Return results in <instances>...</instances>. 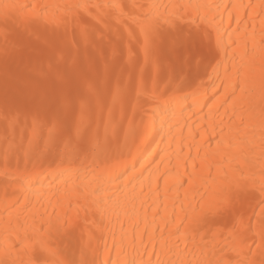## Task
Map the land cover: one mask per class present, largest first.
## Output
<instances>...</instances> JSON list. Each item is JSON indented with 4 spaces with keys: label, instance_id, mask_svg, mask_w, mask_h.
<instances>
[{
    "label": "snow or ice",
    "instance_id": "1",
    "mask_svg": "<svg viewBox=\"0 0 264 264\" xmlns=\"http://www.w3.org/2000/svg\"><path fill=\"white\" fill-rule=\"evenodd\" d=\"M219 7L211 0L169 3H161L160 0H136L132 3H86L81 0L21 3L19 0H0V41L6 64L10 57H16L21 62L25 58L29 62L35 60L38 66L43 67L42 62L46 58L50 68H58L55 56L48 53L61 47V41L70 31L74 37L77 32L80 34L81 40L73 41L80 43L89 36L95 39L97 31L103 33L105 27L110 30L115 24L116 29L126 35L128 42L127 60H124L122 67L116 64L111 67V76L117 79L116 93L119 97L125 73L135 75L138 72L143 78L144 69L140 65L139 55L133 51L141 44V37L146 62L158 43H167L172 48L185 45L190 48L195 40L200 51L194 53L188 62L197 69L211 68L214 74L210 86L213 97L219 99L224 94L225 103L234 98L247 97L250 108L254 110L258 106L260 109L262 132L259 155L255 154L253 148L252 154L243 158V164L239 158L227 152L207 154L218 157L215 164L222 175L211 197L205 192L194 205L189 204L186 208L181 203L180 212L184 215L177 225V231L184 229L185 239L192 241L191 250L187 244L180 248L179 240L171 243L167 238L169 224L175 223V217L165 221L164 230L156 229L159 235L153 238L155 243L150 239L145 244L144 235L138 232V224L133 225L129 234L125 230L126 225L120 222L121 200L135 208V202L146 192L158 190L159 180L167 173L156 175L159 167L155 168L145 186V165H140L142 171L137 172L135 163L131 167L123 164L120 161L122 152L113 148L110 140H91L79 128L75 132L71 128H63L59 121L70 104L62 102L58 94L46 93L38 103L34 98L30 104L23 89L11 98L6 93L0 107V121L5 124L6 132L22 116L41 106L48 113V123L52 126L48 129L46 141L41 137V142L30 141L27 147L22 142L14 146L5 136L6 147L0 152V178H3L5 185L3 205L7 215L0 217V264H97L95 259L86 258L89 250L95 251L94 243L102 245L106 252L116 251L117 257L126 249L136 254L127 261L119 258L113 260L109 255L99 264H264V0L226 5V8L232 9L229 12V26L234 19L236 27L231 32L226 30L224 34L215 23L220 19ZM238 43L240 51L233 48ZM228 48H233L231 58H221V52L227 56ZM113 56L123 60V47L114 51ZM141 87L138 99L144 98L145 93H152L145 99L146 103H158L161 98L169 97V93H172L170 99L182 102L189 96H200L205 83L201 81L193 91L187 92L186 89L192 88V83L181 71L157 81L154 88H149L148 82L142 79ZM94 118L95 113H92L90 121ZM179 126L178 121L176 127ZM185 130L191 134L186 123L180 134L183 135ZM224 144L223 140H218L217 147ZM180 151H184L183 145ZM234 162L235 167H229ZM85 166L91 169L89 175L93 177L95 187L87 191L85 186H78L81 195L76 198L73 209L75 217L68 212L63 215L55 211L49 213L42 205L36 208L32 204L29 189L40 183L41 175L46 173L55 183L63 177L78 174ZM33 177H36L34 181ZM187 182L192 183L191 180ZM154 183L156 189H153ZM12 185L18 187L12 188ZM257 186L261 195L258 204L261 213L258 217L253 214L245 221L243 209L249 198L256 194ZM124 189L129 191L124 192ZM8 197L13 199L9 201ZM42 199V196H38L37 203ZM29 208L33 211L22 219L23 212ZM81 208L86 221L89 213L93 217L87 225L86 246L82 243L84 233L81 231L78 234L80 225L75 222ZM113 221L119 231L112 230ZM228 225H231L230 229ZM225 229H228L227 235ZM109 239L112 249L108 248ZM196 252H199L200 258H188L195 257ZM54 256L63 258L52 261Z\"/></svg>",
    "mask_w": 264,
    "mask_h": 264
},
{
    "label": "bare ground",
    "instance_id": "2",
    "mask_svg": "<svg viewBox=\"0 0 264 264\" xmlns=\"http://www.w3.org/2000/svg\"><path fill=\"white\" fill-rule=\"evenodd\" d=\"M19 2L35 3L37 0H19ZM68 2H76V0H68ZM81 2L132 3L136 0H81ZM160 2H188V0H160ZM211 2L220 5L218 9L220 19L215 23L220 26L221 34H224L226 30L231 32L236 27L234 19L231 27L229 26V12L232 9L225 6L247 3L248 0H211ZM252 2H257V0H252ZM256 23H259L258 19ZM241 28L243 29V25ZM101 36H103L102 40ZM140 39L141 44L134 47L133 51L139 55L140 65L144 69L143 78L138 72L135 75L131 72L125 73L123 83L120 85L119 97L116 93L117 79L111 76V67L113 64L122 67L124 60H127L128 42L126 35H122L116 29L115 24L110 30L105 27L103 33L97 31L95 39L89 36L80 43L73 42L81 40L80 34L77 32L74 37L70 31L68 36L61 41L62 46L48 53V55L55 56L58 68H50L46 58L42 62L43 67L38 66L35 60L29 62L25 58L21 62L16 57H10L6 64L2 54V41H0V107L3 106L6 93L11 98L21 89L27 93L26 99L30 104L34 98L38 103L46 93L58 94L62 102L66 101L70 104L69 109L59 121L63 128H71L73 132L79 128L81 133L91 140L99 139L101 142L106 139L110 140L112 147L122 152L120 161L123 164L131 167L135 163L137 172L142 171L140 165H145L146 170H144L143 177L145 186L148 183L147 178L153 174L155 168L159 167V173L156 175L166 172L167 175L158 182V190L146 192L144 197L135 202V208L127 205L123 199L121 200L120 222L126 225L125 230L129 234L133 225L138 224V232L144 235V243L147 244L150 239L155 243L153 238L159 235L156 229L159 227L164 230L165 221H171L175 217V223L169 224L167 238L171 243L179 240L180 248L187 244L191 250L192 241L185 239L184 229L177 231V225L181 223L184 215L180 212L181 203L187 208L189 204L194 205L200 201L202 193L207 192L209 197L213 195V190L220 182L222 172H218L219 166L215 164L218 157L209 156L208 153L227 152L239 158L241 164L246 155L252 154L253 148H255V154L259 155L262 135L260 109L258 106L254 110L250 108L247 97L234 98L228 100L227 103H225L224 94L219 99L213 97L210 86L214 74L211 68L197 69L194 64L188 62L194 53L200 51L195 40L192 41L190 48L188 45L172 48L167 43H158L146 62L143 38ZM224 39L227 41V36ZM257 45H259V35H257ZM121 47L124 50L123 60L113 56L114 51H118ZM233 48L236 51L241 50L239 43ZM233 48L226 50L227 56L221 52V58H231ZM181 71L192 83V88L186 89L187 92L193 91L201 81H204L205 88L200 96H189L188 99L178 102L170 99L172 93H169V97L161 98L158 103L145 102V99L152 95L151 92L145 93L144 98H137L142 92V79L148 82L149 88H154L157 81L170 78L176 72ZM118 74L119 68H117V76ZM110 79L111 85L109 84ZM162 90L163 85H161ZM258 100L257 93V103ZM92 113H95V118L90 121ZM178 121L180 122L179 128L176 127ZM185 123L191 129V134L185 130L181 135L180 130L184 128ZM204 125L208 127L205 128ZM51 126L48 123V113L42 106L22 116L14 127L7 129V132L5 124L0 121V152L6 147V135L14 146L22 142L27 147L30 141L41 142V137L46 141L48 129ZM218 140H223L225 144L218 148ZM181 145L184 146L183 152L180 151ZM197 164L199 167L194 168ZM229 167H235V162ZM90 171L91 169L85 166L78 174L63 177L55 183L47 177L46 173L41 175L40 183L29 189L32 204L36 208L42 205L49 213L55 211L63 215L68 212L69 215L75 217L73 209L76 207V198L81 195L78 186H85L87 191L95 187L92 183L93 177L89 175ZM32 179L34 181L36 177ZM189 180L192 181L191 184L187 182ZM4 187L3 178H0V217L7 215L3 205ZM17 187L18 185H12V188ZM12 188L9 190L11 191ZM153 189H156L155 183ZM123 191L129 190L124 189ZM255 193L243 209L245 221L253 214L258 217L261 213L258 206L261 199L258 186ZM38 196L43 197L39 203L36 200ZM8 199L11 201L13 197H8ZM9 211L16 210L9 209ZM32 211V208L27 209L21 218L23 219ZM84 217L85 212L81 208L79 218L75 222L80 225L78 234L81 231L84 233L82 243L86 246L87 225L93 217L90 213L87 221ZM253 222L255 223V219ZM111 228L119 231L114 221ZM228 228L230 229L231 225H228ZM227 231L228 229H225V235ZM107 234L108 227L106 226V239ZM218 238L223 239V237ZM93 247L95 251L89 250L86 258L95 259L97 264L101 260L108 259L109 255L113 260L119 258L121 261H127L136 256L131 249H126L117 257L116 251L106 252L102 245L97 246L94 243ZM108 248L112 249L110 239ZM76 255L79 258V252ZM62 258V256H54L52 261ZM188 258L195 260L200 258V254L196 252L195 257Z\"/></svg>",
    "mask_w": 264,
    "mask_h": 264
}]
</instances>
